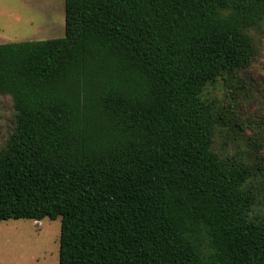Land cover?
<instances>
[{
    "label": "trees",
    "instance_id": "1",
    "mask_svg": "<svg viewBox=\"0 0 264 264\" xmlns=\"http://www.w3.org/2000/svg\"><path fill=\"white\" fill-rule=\"evenodd\" d=\"M263 24L264 0H65L63 37L0 44V221L60 217L58 264H264L261 162L213 148L242 126L204 94Z\"/></svg>",
    "mask_w": 264,
    "mask_h": 264
},
{
    "label": "rangeland",
    "instance_id": "2",
    "mask_svg": "<svg viewBox=\"0 0 264 264\" xmlns=\"http://www.w3.org/2000/svg\"><path fill=\"white\" fill-rule=\"evenodd\" d=\"M252 33L257 55L250 68L241 78L218 79L204 94L225 107L230 124L242 126L218 129L213 148L221 155L237 157L251 151L261 162L255 163L260 177L252 185L260 194L251 216L264 217V24ZM64 35L65 0H0V44ZM14 111L11 96L0 93V149L12 132ZM60 229V217L0 221V264H58Z\"/></svg>",
    "mask_w": 264,
    "mask_h": 264
}]
</instances>
